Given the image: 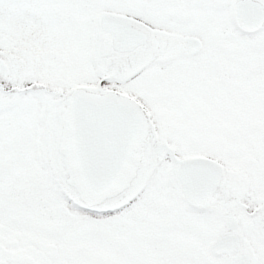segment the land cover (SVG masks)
I'll return each instance as SVG.
<instances>
[{
	"label": "snow or ice",
	"instance_id": "6c2138e0",
	"mask_svg": "<svg viewBox=\"0 0 264 264\" xmlns=\"http://www.w3.org/2000/svg\"><path fill=\"white\" fill-rule=\"evenodd\" d=\"M0 264H264V0H0Z\"/></svg>",
	"mask_w": 264,
	"mask_h": 264
}]
</instances>
